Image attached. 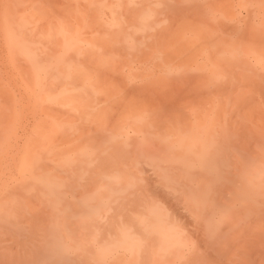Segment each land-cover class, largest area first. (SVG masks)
Returning a JSON list of instances; mask_svg holds the SVG:
<instances>
[{
    "label": "bare ground",
    "instance_id": "1",
    "mask_svg": "<svg viewBox=\"0 0 264 264\" xmlns=\"http://www.w3.org/2000/svg\"><path fill=\"white\" fill-rule=\"evenodd\" d=\"M10 1L2 0L0 3V35H3L4 42L1 48H5V51H2L9 56L7 59L6 55L2 58L10 63L13 60L11 56H18L22 62L20 66L15 65L18 70L14 65H7V67L10 66L11 72H17L19 75L29 74L41 63L38 62L44 59L37 58L41 52L44 56L48 55L42 48L35 50L32 47L31 43L35 38L25 35L31 31L39 35L38 42L42 38L44 43H48L46 39L54 38L58 47L50 43V50L54 48L52 52L59 48L62 55L65 52L72 55L71 53L74 54L78 50V60L74 65L65 61L62 68L67 69H63V72L57 69L59 75L57 74L55 79L46 75V70L39 69L33 77L38 92H35L36 95L27 97L26 100L22 99L27 102V105L23 106L24 110L25 108L28 110L34 121L32 120V127L27 128L31 129L27 132L26 141L22 140L24 145L21 149L24 148L23 152H27L26 155L34 153L38 160L36 163L28 157L19 160L20 165H16L18 168L15 169L18 182H15L11 189L0 188V235L1 232L4 234L6 231L4 235L10 236V242L5 240L7 236L2 237L4 239L0 236V264H145V262L147 264H264V126L252 135L224 132L227 130V124L225 122L218 124L210 117L211 106L207 101L194 106L192 103L190 105L192 110L189 109V111L195 116L185 120L179 118L175 124L167 127L166 133L150 131L139 135L140 132L135 131L139 130L140 126L137 123L132 125L131 118L125 117L134 115L142 101L139 97L132 95L129 104L124 89L126 90L125 80L135 85L136 79L140 78L138 73L141 71L133 70L136 69L137 64L142 66L141 68L148 67L147 60L141 62L140 56H142L144 43L140 39L152 26L151 16L145 13L150 3H145L146 10H142L144 6L139 9L140 21L137 22V18L131 19L135 22L132 21V23L137 24V28L130 29L129 34L132 37L128 38V41L133 40L129 49L127 48L130 53L117 58L118 60L111 58L107 66H93L96 60L103 59H100L101 56L107 55V51L117 54L114 49V41L119 40L117 33L120 32L117 28L115 30L117 35L112 33V36H117H113V40L109 37L104 38L105 36L98 37L100 35L92 38L96 35L91 36L92 34L88 31L90 36H87L85 30L83 34L88 38L84 39L83 35L79 39L81 23L76 26L73 20L76 18L78 22V19H81L80 14L84 13H78V10H82L77 8L78 6L74 11L78 18H73L71 23L75 26L70 25L69 20L62 25L57 22L60 19L56 17L57 23L53 19L54 26L49 27L48 21L43 22V26L38 25L41 23L40 18L43 19L40 14L44 15V13L42 7L35 4V1L24 0L29 3L25 4L23 0H20L24 7L18 0ZM75 1L81 3V0ZM108 1L114 3V0ZM124 1H126L124 4H134L132 0ZM12 2L15 4H13L14 7L18 6L15 10L10 8ZM104 2L106 3V0ZM30 4L38 7H35L37 13L32 11L34 5L30 10L31 13L25 10L30 8ZM114 4L118 6L116 2ZM49 6H51L50 2ZM9 8L14 12L12 13ZM111 8L113 9V6ZM186 8L192 10L188 6ZM175 10L180 9L175 7ZM7 11L10 12V17H7L5 21ZM109 13L115 20L117 19L114 10H110ZM121 14L124 15L123 12ZM3 15H5L4 21L1 19ZM30 15L33 20H27L30 19ZM72 16L74 17L70 15V18ZM128 17L130 19V15ZM100 18H102L101 15ZM45 19L47 18L43 20ZM116 21L106 27L115 28ZM119 21L121 24V20ZM105 22H107L106 19ZM31 24L35 26L28 33L26 30L30 27L26 26ZM104 24L102 23L101 26L104 27ZM36 25L45 29L42 34H40L41 28ZM90 28L89 30L92 31ZM109 32L107 31V34ZM33 34L31 33L32 36H36ZM55 40L52 41L55 42ZM92 40H96V49ZM73 41H78L77 49L69 48V44ZM52 45L55 46L52 47ZM161 54L160 51L153 53L152 61L159 59ZM132 57H137V60ZM115 61L119 62L120 66L122 64L124 67H130L131 70L124 71L121 78L117 77ZM149 61L151 62L150 58ZM45 65L50 68V65L42 64V66ZM22 67L25 70H22ZM40 72H45L44 76ZM164 72V76H168L174 71L167 68ZM202 73L203 71L200 73L193 69L190 71V76L204 81L207 76ZM13 76L8 77L9 84L15 80ZM48 79L52 80L49 82ZM144 79L145 77L137 82H144ZM5 80L4 82L7 83ZM81 81H85L86 84L81 86ZM178 82L184 83V80L178 77ZM64 86L67 90L58 94ZM52 94L61 107L47 108L49 102L46 96ZM1 96L7 97L3 99L5 102L2 98L1 100L9 104L6 103L10 100L8 96L6 94ZM2 101L0 105L3 104ZM11 102L13 103L9 104L10 106L20 105L14 99H11ZM3 105L0 106L3 128L0 134L2 139H5L8 135L12 137L13 124L18 125L16 123L18 120L24 123V111L21 109V114L17 115L16 108L8 106L10 109H7ZM112 109L117 110L114 125L109 124L112 119ZM157 113L158 111H153L149 117L138 120L154 121L158 119L153 118V115ZM171 113H177V111L174 109ZM107 116L111 118L105 120ZM85 126L88 130L85 129L84 133L82 131ZM128 128H132L133 136L128 137L130 132L126 134ZM75 131L77 135L74 136L72 133ZM58 132L61 134L59 135ZM98 133L101 136H97ZM23 134L25 135L22 132L21 135ZM91 134L96 135L90 138ZM256 134L261 135L253 136ZM19 135H16L17 139ZM248 136L253 138L248 139ZM93 138L97 143L93 141ZM15 143L14 141L13 144L16 146ZM64 145L71 151L77 146H82L84 151L70 156L57 154L59 156L56 158L55 153H58L56 149L64 148ZM129 145L134 152L126 156L127 150H125L126 154L123 157V148ZM115 146L122 149L123 153L119 154ZM113 149L117 151L113 152ZM18 150L20 149L16 151ZM8 151H10L9 155L14 153L16 155L15 151L14 153H11V150ZM20 151L18 153L21 155L23 152L20 153ZM49 151H54L52 155H49L50 158L55 156L53 161L45 155ZM6 153L8 154L7 151ZM18 153L17 156H19ZM162 153H167V156L161 157ZM17 156L14 157L17 158ZM42 158L50 163L42 162ZM15 160L13 159L12 162ZM2 165H4L3 162ZM44 167H47L45 169L48 171L43 170ZM37 168L43 171L36 172L34 176ZM8 170V168L5 169V171ZM140 181L149 182H143L140 185ZM8 184L11 185V183ZM10 193L13 195L8 196ZM42 198L48 202L43 207L39 204L35 207L30 205L32 201L36 202ZM124 202L126 205H133H130V208L129 205L123 204ZM127 207L130 209L126 210ZM14 248H18L16 252H13Z\"/></svg>",
    "mask_w": 264,
    "mask_h": 264
},
{
    "label": "rangeland",
    "instance_id": "2",
    "mask_svg": "<svg viewBox=\"0 0 264 264\" xmlns=\"http://www.w3.org/2000/svg\"><path fill=\"white\" fill-rule=\"evenodd\" d=\"M11 1L15 2L17 0H11ZM18 1H20V0H18ZM25 1H24L25 4H29L28 3L29 0H27L28 2H25ZM33 1L36 2V3L35 2H33V3L42 7V11H43L44 15H42V14H40V15L43 16V19L45 17L48 19V20L45 19V21H44L42 18H40L41 23L38 22L39 24L38 23L37 24L42 25V26H43V22L48 21L49 25H50L49 27H51L53 25L52 20L54 19L53 20L54 22L57 21L56 17H57V19H60L57 22L58 23L60 22L62 25L68 23V20L71 21V22H69V24L73 25V24H71V23H73L72 22L73 18L78 16L77 14L75 16V13H74L75 7L78 6L77 8H79V9L81 8L82 9L81 11L78 10V13H84V14H80L81 19H78V22H76L77 21V20H75L76 18L73 20V21H75L74 24L76 26H77V24L80 25L79 23H81V26H80L81 28L79 29V32H78V34H79L78 38L79 39L82 38L83 35L85 37L84 39H87L88 38L87 36H90V34H88V33H91L92 34L91 36L96 35L92 38H97V35H100L98 37L101 38V37L105 36L104 38L109 37L110 40H113V36L117 32V31H115L117 28L118 32H120V33H117L120 36L119 35H118V37L114 36V37L119 38V40L117 39L118 42L114 41V44H115L114 49H115L117 54H115V52L113 54H111L110 53L111 51H109V52L107 51V53H106L107 55L104 54L105 55L104 57L101 56L100 59L101 58H103V59L100 61L96 60L93 63V66H97V65L98 66H100V65L107 66L109 64L111 58L113 60L114 59L116 60L117 58L119 59L123 55L130 53L128 51V49H129V45L132 43L133 40L131 39L130 41H128V38L132 37L129 33H131V30H133L134 28H137L136 27L137 24H134L135 23L134 20H131V19L137 18L136 21L137 22L140 21L141 13L138 14L139 9H142L144 5L147 6V4L150 3L148 8H146V6H144V9H142V10L147 9L146 14L151 16L150 21L152 22V24H151L152 26L149 27V31L145 32L143 37L140 39V41L142 43H144L142 56H140L141 62L147 60L148 67L141 68L142 66L135 64L137 67H136V69L134 68L133 70L135 72L141 71L140 73H138L140 78L136 79L135 85L129 84L125 80L126 90L124 89L125 97H126V100L128 103L132 100L131 99L132 95L139 97L142 100L141 104L136 108L134 115H126L125 116V117L129 116L131 118L130 122H132V125H134V123H137L140 126V129L135 131V132H140L139 135L149 133L150 131L166 133V131H168L167 127L175 124L176 123L175 121H177L179 118L185 120V119H189L190 117L195 116L194 114H190V111H189V109L192 110L190 108V105H192V103H193L192 106H194V105H197L198 103H202L205 101H207L208 104L211 106L210 117L212 119L216 120V122L218 124H221L223 122H225V124H227L226 125L227 130H224V132L235 133V134L236 133H244V134H251L252 135V134H255L256 132H258L260 130V127L264 126V104H263L264 103V0H144L145 2L143 0H132V1H134V4L133 3H131V4H133V5H131V4L128 5V3L124 4V3H126V1H124V0H122V1H124L123 3H119L118 2L119 0H114V3L116 2V4L118 6H116L111 1L107 2V0H106V3L104 2V0H81V3H80V1H77L79 3H76L75 0H73V1L71 0L72 2L71 1L68 2V0H60V1L59 0H38L39 2H37V0H33ZM57 1L60 3H58ZM122 1L120 0V2H122ZM1 2H2V0H0V3ZM13 2L11 4L10 8L15 10L16 8H18V6L14 7L15 4ZM20 2H22V1H20ZM30 2H32V1H30ZM49 2L51 4V6H49ZM83 2H85L87 4H85ZM141 2H143V4H141ZM146 2H147V4H145ZM39 3H41V4H39ZM52 3L55 6L52 5ZM62 3H63V5H62ZM69 3H72V4H69ZM18 4H19V2H18ZM21 4H22V6L24 5L23 2ZM21 4H19V5H21ZM82 4H84V5H82ZM104 4H107L108 6L107 5L105 6ZM121 4H123V6L125 5L126 7L125 6L124 7L119 6ZM33 5L34 4H32V5L30 4V8H29V6L25 5L29 8L28 10H27V8L25 10L31 13L30 10L33 8ZM177 5H178V7H177ZM112 6H113V9L111 8ZM128 6L132 7V8L129 7L131 10L129 8H127ZM180 6H186V7L188 6L192 10L187 9L186 7H180ZM35 7H37V6L34 5V8L32 10L33 12H36ZM40 7H39V9H40ZM54 7H56V8H54ZM135 7L138 8L137 11H134L136 9ZM175 7H176V9H180V10H175ZM53 8H54V11H52ZM60 8H63V9H60ZM65 8L66 9L69 8V9L66 10ZM133 8H135V9H133ZM181 8H184V9H181ZM12 9H10V10H12ZM57 9H59V10L57 11ZM72 9H74V10H72ZM121 9H123V10H121ZM132 9H133V11H132ZM185 9H187V10H185ZM70 10H71V12H70ZM110 10L115 11L116 14L115 13L114 14H115V17H117V19H118V20L116 19L117 21L115 20L114 17H112L110 15V13H109ZM42 11H39V12H42ZM90 11H92V12H90ZM177 11H179V12H177ZM13 12L14 11L12 10V13ZM28 12H26V14H29ZM69 12L70 13L73 12V14H70ZM121 12L124 13L125 17L123 14H121ZM7 13H9V14H7ZM56 13L58 15L63 14V16H61V15L58 16ZM5 14H6V16L3 15L1 18L2 21H4V20L6 21L8 19L7 17H10V12L7 11ZM68 14L74 15V17L72 16L70 18V15L68 16ZM35 15H33V16H35ZM100 15L102 18H100ZM117 15L118 16L120 15V16L118 17ZM129 15H130V19L128 17ZM4 16L6 17V19L3 20ZM41 16H38V17H41ZM110 16H111V18H110ZM123 17L124 18L127 17V19H129V20L124 19ZM138 17H140V18H138ZM29 18L30 19H27V20H33L31 15ZM95 18L96 19L100 18L98 20L100 23ZM103 18H104V20H103ZM105 19L107 22H105ZM111 19H112V21H111ZM37 20H39V19H37ZM87 20H91V21H87ZM108 20H110L111 22ZM119 20H121V24H120ZM61 21H64V22L62 23ZM65 21H67V22H65ZM115 21H116V23H115L116 27L114 26L115 28L112 29V27L109 26V29H108L107 28L108 25L113 24ZM132 21L134 23H132ZM96 22L98 23V25H100V27L97 25ZM87 23L90 25L92 24V26L86 25ZM102 23H105L104 27L101 26ZM206 23H207V25H206ZM93 24H94V26H93ZM117 24L119 25V27ZM38 25H36V27H38ZM75 25H73V26H75ZM34 26H35V24H31L29 26H26L27 28L30 27V29H27V30L25 29L26 32L29 33L33 29ZM42 26L38 27V28H41L40 34H42L43 31L45 30ZM44 27H47V26H44ZM89 27L92 28V29L90 28L92 31L89 30ZM126 27H128V28H126ZM132 27H134V28H132ZM104 28H106V29L104 30ZM119 28H120V30H119ZM84 30L86 31V33L89 31L86 34L87 36H85V34H83ZM107 31H110V32L107 34ZM113 31H115V32H113ZM132 32H134V31H132ZM24 33H25V31H24ZM31 33L33 34V32L31 31L29 34L26 33L25 35L26 36L29 35L30 37L35 38V40L31 43L32 47L35 50L42 48L44 53L48 54V55H46L47 56L46 57L41 52V55H39L37 57V58H41V59L44 58L43 60H40V61L38 60L39 61L38 63H40V62L41 63L38 64V66H36V68L32 69V71L29 74H22V75L17 74V72L16 73L11 72V70L9 68L10 66L7 67V65H14V67H16L15 65H17V64H18V66H20V63H22V62H21V59L18 58V56H11L13 58V60L12 61L10 60L11 62L8 63L9 61L6 59L9 56L6 54V52L3 53V51H2L5 48H1L2 45L4 46V42L2 40L3 35L2 34L0 35L1 36L0 37L1 38L0 44L2 42V44L0 45V51H1L0 52V59H1L0 60V96H1V94H6L8 96V98L10 99L6 103L11 104V103H13V102H11V99H14L18 103V105L20 104L19 105L20 107L19 106L17 107V104H16V106H13V105L10 106L9 104L3 103V101H4L3 99L7 98L5 96L3 98H2V96L0 97V101L3 100L1 103L5 104V105L1 104L0 106L3 105L7 109H10L11 107L16 108L17 115L21 114V109H23L22 111H24V117H23L24 123H23V121L18 120L16 122V123H18V125L13 124L12 129L13 128L14 129L12 130V135H11L12 137H10L8 135L5 137V139H2V136L0 134V136H1L0 137V143H1L0 161H1V158H3V157H5V159H7L8 157L10 158V159L8 158L9 161H7L8 159L5 160L3 158V160L0 162V164H1L0 170L3 171V173L0 171V173H2L0 175V178L5 177L3 180L1 178L0 184L4 181L11 183V185H9L8 183H2L0 185L1 189H5V188L11 189L13 187L12 185H15L18 182L16 179L17 177L15 175L17 173L16 170H17L18 166L20 165L19 160L27 158V157L29 159H31L34 163H36L38 160L37 156L34 155V153H29L31 155H29V154L26 155L27 152H23L24 148L21 149V146L24 145L23 143L26 141V137L28 136L27 132H29L31 129V128H29V130H28L27 128L32 127L31 124L34 121L33 116L30 115L29 112H27L28 110L26 108L24 110V107H23V106L27 105L26 104L27 102L25 101L26 98L29 96H32L34 94L36 95L35 92H38L37 89L35 88V85H34V83H35L34 79H33L34 75L38 72L39 69H41V70H46L47 71L46 75H48L49 77H52V79H55L56 75L57 74L59 75V71H57V69H61L60 72L61 71L63 72V69H65V70L67 69L66 67L62 68L65 61L67 63H72L74 65V64H76V62L78 60V57H77V55H78L77 51L78 50L74 54L71 53L72 55L66 54V52L63 53V55H62L61 52L58 50L59 48H57L58 51L56 50V51L52 52V50H54V48L52 50H50V48H51L50 43L55 44L57 42L54 38L53 39L50 38V40H48L49 38L46 39L48 41V43L47 42L44 43L42 38L40 39V42H38L37 40H39V39H37V38H40V37H38L39 35L38 34L36 35V33H34L33 35H36V36H32ZM112 33L114 34L113 36H112ZM128 35L130 37H128ZM44 37L46 38V36H44ZM124 38H126V39H124ZM73 39L77 40V38H73ZM52 40H55V42H53ZM35 41H37V42H35ZM92 41L95 44L94 47L96 49L97 48L96 40H92ZM127 41H128V43H127ZM109 42H112V41H109ZM77 44H78V41H73L72 43L69 44V48L70 49H77ZM55 45H57V44H55ZM55 45H52V47H54ZM84 45L87 46V44H84ZM57 47H58V45H57ZM55 49H56V47H55ZM74 51L75 50H73V52ZM157 51L162 52L161 57H159V59L156 58L155 62H153L152 61V58H153L152 54L156 53ZM54 52H58V53L54 54ZM119 55H120V57H119ZM2 57H6V59H3ZM155 57H156V55H155ZM47 58H48V60H47ZM149 58H150L151 62L149 61ZM133 59L137 60V57H135ZM2 60H4V61H2ZM5 62H7V63L5 64ZM123 62H124V60H123ZM137 63H139V62H137ZM159 63H161V64H159ZM42 64H48V65H50V68L47 65L42 66ZM124 64H125V62H124ZM59 66H61V68H58ZM114 67H115L116 71H118V72H116V76L120 77V78H121V74H123L124 71H130L131 70L130 67H124V65L122 66V64L120 66L119 62H116V61H115ZM5 68H9V69H5ZM17 68L18 67H16V70H18ZM167 68L171 69L174 72L169 74L168 76H164V73H165L164 70ZM193 69L198 70L200 73L203 71L202 74H205L207 76L206 80L203 81V80H199V79L198 80L193 79L190 76V71ZM6 70L8 72L9 71L10 72L8 73V72H6ZM22 70H25V69H23V67H22ZM142 71H144V72H142ZM40 73L42 76H44L45 72H40ZM11 75H14L13 77L15 78V80L13 82H11L12 84L10 83L11 84L10 85L9 82L7 81V79H8V77H11ZM144 77H145L144 82H141V83L137 82V81H140L141 79H143ZM178 77H179V79L182 78L184 80V83L178 82ZM4 80L7 81V83H5ZM51 80H49V82ZM4 83L6 85H4ZM80 84H81V86H84L86 83H85V81H81ZM66 90H67V87L64 86L61 88V90L58 92V94L64 93V91H66ZM1 98H2V100H1ZM22 99H25V100L22 101ZM46 99L49 102L47 108L56 109V108L61 107L60 103L54 100L53 94L46 96ZM224 102L226 104H223ZM100 104L102 105V103H100ZM184 104H185V106H184ZM8 106L10 108H8ZM174 109L177 111V113H171ZM113 111H115V112H113ZM116 111L117 110L112 109V116H111L112 119H110L111 118L110 116H107V118L105 119V120H107L109 118L112 121V122L110 121L109 124L113 123L112 125H114L116 123V117H115ZM153 111H158V113L156 115H153V118L156 117L158 119H156L154 121H148L147 119H146V121L138 120V119H145V118L149 117L150 113ZM25 116H27L26 119H25ZM0 119H1L0 120V130H3V128L1 127L2 118H0ZM24 124H26L25 125L26 127L24 126ZM109 124H108V126H110ZM28 125H30V126H28ZM154 126H156V128H153ZM88 127L90 128L89 125H88ZM17 128L19 129L18 131L16 130ZM92 128H93V126H92ZM85 129L88 130L87 126H85V128H83L82 132L85 133ZM108 129H110V128H108ZM128 129L129 130L126 133L128 135L130 132V135H128V137L133 136L134 133L132 132V128H128ZM90 130H92V129H90ZM95 131H96V129H95ZM22 132L25 133V135L24 134L21 135ZM93 133H95L94 130H93ZM99 133L97 134V136L99 135ZM104 133L106 134L107 132H104ZM58 134L60 135L61 133L58 132ZM72 134L75 136V135H77V132L75 131ZM16 135H19L18 139H17ZM88 135H90V134H88ZM95 135L96 134H94L93 136H95ZM260 135L261 134H256L253 136L256 137V136H260ZM93 136L91 134L90 138ZM99 136H101V135H99ZM253 136H248L247 138L250 139V138H253ZM23 137H25V139ZM84 138H86V137H84ZM87 138H89V136H87ZM151 138H153V137L151 136ZM22 140L23 141L25 140V141L23 142ZM87 140L88 139H86V141ZM11 141L13 143L15 141L16 142L15 144H16V146L18 145L17 146L18 148H16V146ZM58 141H61V140H58ZM90 141H91V139H90ZM93 141L95 142V139ZM98 141H100V140H98ZM95 143H97V141ZM13 146L15 147V150H13L14 149ZM64 146H65L64 148L61 147L59 149H56L57 151L55 150L56 152H58V153H55L56 158H58L57 156H59L60 154H62L64 156H70L76 152L80 151V153H82L84 151L82 146H77V148L72 150V151H71V149H68V147H66V145H64ZM115 147H117V146H115ZM17 149H20L22 151H20V150L16 151ZM45 149H48V148H45ZM114 149H113V152L117 151V149L115 151H114ZM8 150H11V153H14V151L16 152V155H15V153L10 154V155H12V157L17 156V153L19 151H20V153H22V152L23 153L21 155L18 153L19 156H17V158L16 157L12 158V157H10V155H9L10 151H8ZM125 150H127V154H126ZM6 151L8 152V154L6 153ZM121 151H122V149L118 148L119 154ZM53 152L54 151H52V152L49 151V153H51V154L45 153L47 158H49L50 160L52 158L51 161H53V157H55V156H53V157L51 156V158H50L49 155H52ZM123 152H121V153H123V157H124L125 154H126V156L128 155V153L133 154L134 151L132 149V146L129 145L126 148H123ZM57 154H59V155H57ZM162 154L164 156L163 155L161 156V154H160L161 157L167 156L166 155L167 153L166 154L162 153ZM24 155H26V157ZM6 156H8V157H6ZM21 156H24V157H21ZM44 158H46V157H44ZM13 159L14 160L16 159V160L12 162ZM58 160L59 159H57V161ZM40 161L41 160H39V162ZM57 161H56V164L58 166L59 161L58 162ZM2 162L4 165H2ZM42 162L50 163L48 160L43 159V158H42ZM10 163H11V165H10ZM59 163H61V162H59ZM6 164L8 166H11V167H8ZM104 164H106V163H104ZM16 165H18V166H16ZM2 166H3V168H2ZM12 166H14V167H12ZM34 166H36V165H34ZM7 168L9 170L5 171V169H7ZM12 168H14L13 169L14 173L12 171ZM45 168H47V167H44L43 170H47ZM41 170L42 169L37 168L35 173H34V176H35L36 172H39ZM133 170L135 171V169H133ZM143 182L144 181H140V183H141L140 185H142ZM145 182H149V181H145ZM9 186H10V188H8ZM11 195H13V194L12 193L8 194V196H11ZM24 195H25V193H24ZM220 195H223V194H220ZM220 197H222V196H220ZM223 197H224V195H223ZM20 198H22V197H20ZM22 199H20V201ZM23 201H24V199H23ZM33 202L34 201H32L30 205L34 206V207H35V205H38V204L43 207L44 205H46L48 203V202L44 201L43 198L34 202V203ZM123 204L126 205L125 202ZM127 205H129V204H127ZM130 205H133V204H130ZM130 208H131V206H130ZM130 208L127 207L126 210H128ZM100 225H102V224H100ZM5 232H4V234H5ZM4 234L1 232V235H0L1 238L4 236L6 237L8 235V234H6V235H4ZM9 237L10 236H7L8 239L7 238L5 239L8 242H10ZM4 238H2V239H4ZM16 249H18V248H16ZM16 249L14 248L13 252H16ZM2 250H4V249H2ZM145 264H147V262H145Z\"/></svg>",
    "mask_w": 264,
    "mask_h": 264
},
{
    "label": "crops",
    "instance_id": "3",
    "mask_svg": "<svg viewBox=\"0 0 264 264\" xmlns=\"http://www.w3.org/2000/svg\"><path fill=\"white\" fill-rule=\"evenodd\" d=\"M146 13V12H145ZM151 24H152V22H151Z\"/></svg>",
    "mask_w": 264,
    "mask_h": 264
}]
</instances>
